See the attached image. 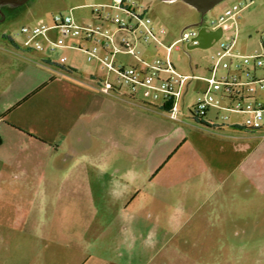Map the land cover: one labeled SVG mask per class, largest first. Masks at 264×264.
I'll use <instances>...</instances> for the list:
<instances>
[{"label": "crops", "instance_id": "crops-1", "mask_svg": "<svg viewBox=\"0 0 264 264\" xmlns=\"http://www.w3.org/2000/svg\"><path fill=\"white\" fill-rule=\"evenodd\" d=\"M253 5L229 20L259 24L264 8L248 10ZM47 22L51 17L41 25ZM247 27L243 36L257 41L245 54H258L261 31ZM55 30L67 44L93 45ZM150 46L156 48L142 46L148 62L156 58ZM52 54L0 64V264H264V129H246V115L237 113L219 123L216 109L201 121L185 114L184 123L186 112L170 120L160 102L148 104L117 85L102 92L100 81L112 74L97 60L57 64ZM255 75L264 77V69ZM256 98L264 103V92ZM200 139L218 149H202ZM181 140L192 150L179 180ZM183 182L190 193L185 220L172 207ZM147 185L162 190L152 202ZM113 189L122 195L114 198Z\"/></svg>", "mask_w": 264, "mask_h": 264}, {"label": "built area", "instance_id": "built-area-1", "mask_svg": "<svg viewBox=\"0 0 264 264\" xmlns=\"http://www.w3.org/2000/svg\"><path fill=\"white\" fill-rule=\"evenodd\" d=\"M236 3L225 10L220 17V22L205 25L209 29L222 26L228 19H235L240 11L252 3ZM97 10L99 19L115 23L109 15L101 12L105 9H115L126 14L127 20L118 22L115 30L104 26L80 27L71 16L54 15L51 25H24L20 34L26 37L24 46L28 51L54 52L58 49L71 48L86 54V60H97L109 73L116 76L123 85L129 88L133 97L143 100L152 99L160 102V108L165 116L173 121H181L182 98L187 81L191 76L179 74L169 60L173 46L178 43H193L197 34L195 28L183 32L180 40L166 47V58H155L152 62L145 61L139 55V45L155 43L164 46L159 35L165 30L157 29L151 17L142 7H137L132 0H113L111 5H102ZM62 29L64 34L72 38H80L92 42V50L79 44H67L63 38L53 41L48 32ZM122 32V34H120ZM120 34L118 41L116 36ZM43 39L44 42H41ZM260 52L258 54H240L235 50L236 39L229 44H221L211 57L209 78H200L207 83L204 92L200 93L194 105L189 110L190 115L197 121L203 120L210 109L246 115L244 127L253 131L264 129V103L257 100L256 96L264 92V77H257L256 70L264 69V31L259 33ZM118 54H127L139 61L138 67L124 66L117 63ZM67 57L63 56L61 62L65 63ZM219 69L226 71L220 78L216 77ZM162 75H166L162 77ZM192 79H199L192 77ZM99 89L104 93L116 90L117 87L110 81H100ZM229 100L230 105H224ZM224 119H227L225 116Z\"/></svg>", "mask_w": 264, "mask_h": 264}, {"label": "rangeland", "instance_id": "rangeland-1", "mask_svg": "<svg viewBox=\"0 0 264 264\" xmlns=\"http://www.w3.org/2000/svg\"><path fill=\"white\" fill-rule=\"evenodd\" d=\"M132 1L136 4V10H139L137 7H142L145 9V12L149 15V17H151L157 29L165 30L166 35L163 40H161L164 46H159L157 44L156 48L150 46L152 50H155V57L163 61L166 58V47L171 45L174 40L181 39V34L183 32L192 28H195L197 31L199 30V27H194L192 25L198 23L202 25H211L213 23L217 24L220 22V17L224 15L227 7H231L233 3L248 2V0H223L208 12L202 14L181 0H175L172 2H163L161 0ZM112 3L113 0H29L24 5L17 7L1 6L0 10L4 11L6 18L2 20L0 16V64L3 65L4 60H32L34 56L41 55L43 52L28 51L26 49L24 46L26 37L20 34V29L24 25H41L44 20L48 21L50 17L52 23V17L57 14L62 16H71L76 24L80 27L111 26L115 29L118 22L126 21L128 19L124 12L109 8L101 12L103 15L108 14L111 18H113L115 23L100 20L97 13V10L101 9L99 7L102 5H111ZM256 6L264 8V0H254L253 7L248 10L255 8ZM246 20V17H242L241 22L240 20L235 21L228 19L222 23L224 35L220 41L210 48L188 50L186 48L187 42H180L176 46L172 47L169 60L171 61L173 68L179 74L191 76L189 79L191 80V83L186 96V107L184 110L182 108V112L180 114V117H182L183 112H186L184 113L183 119L181 118L184 123L189 121L186 119L185 114L191 117L189 109L193 106V103L199 93L204 92L207 87V83L200 79V77L209 78L211 76L209 71L211 66V57L220 47V45L229 44L231 40L235 38V50L245 54V48H247V46L256 44L257 41L256 37L250 40L249 38L243 36V34H245L244 32L249 30V27L247 26L250 25L252 30L257 27L260 31H264L263 12L259 17L260 23L257 25L253 24V20H251V18L247 21ZM51 23H48L47 25H51ZM59 32V30H51L48 32V36L53 41H56L58 38H63V40L66 42V37L61 36ZM119 35L120 34L115 37L117 41L120 37ZM141 45L143 46L144 44ZM142 46L139 47V55L141 57H143ZM95 47L96 46L92 45L86 49L92 50ZM96 48L99 50V52L102 51L99 47ZM63 56H66L68 59L72 60H86L85 53L81 51H71L70 49H63L62 52L54 51L50 57L52 60L57 61L54 63L60 64L62 63L61 58ZM116 60H131L130 63H132V60L135 59L132 56L118 54L116 56ZM126 65L130 66L132 64L127 62ZM225 73L226 71L219 69L216 73V77L220 78L221 75ZM193 76H196V78L199 79H192ZM109 80L115 85L121 87V91L123 93L130 94L129 88L117 80L116 76H109ZM145 101L148 104L157 102L152 99ZM214 111V109L210 111L209 117H214ZM159 112L164 114L162 110H159ZM230 115L231 113L222 111L220 112V117L216 119V121L219 123H225L227 125L229 124L230 120L224 119V117H229ZM232 116L243 118L241 115L236 114H232ZM184 123L179 125H181L184 132L188 133L190 127ZM183 143V140H181L176 148L178 151L176 159L178 160L175 164V170L176 173L178 172L179 180L185 178V158L190 155L192 150H190V146L183 145ZM198 143L202 149L207 150L210 153L218 149L216 142L212 140L200 139ZM161 191V188L158 186L147 185L145 193L146 200L152 202L154 197L157 198L162 194ZM175 193V197L172 201V207L177 206L178 210H180V212L178 211V215H181L182 219L185 220L189 216V209L185 206L188 204V199L190 198V193H188L186 190V184L183 182ZM147 204L150 205V202ZM146 212L150 213L152 210L148 209L147 207Z\"/></svg>", "mask_w": 264, "mask_h": 264}, {"label": "water", "instance_id": "water-1", "mask_svg": "<svg viewBox=\"0 0 264 264\" xmlns=\"http://www.w3.org/2000/svg\"><path fill=\"white\" fill-rule=\"evenodd\" d=\"M29 0H0L1 6H21L27 3ZM161 1H175V0H161ZM194 9L198 10L202 14H205L214 6L219 4L223 0H181ZM194 27H199L196 36L193 38V43H187L186 48L188 50L192 49H207L214 46L224 35V29L219 26L216 29H209L207 26L202 24L192 25Z\"/></svg>", "mask_w": 264, "mask_h": 264}, {"label": "clouds", "instance_id": "clouds-1", "mask_svg": "<svg viewBox=\"0 0 264 264\" xmlns=\"http://www.w3.org/2000/svg\"><path fill=\"white\" fill-rule=\"evenodd\" d=\"M111 195H113L114 198H119L122 193L117 190V189H113L111 192ZM125 222L126 223H130V221H128V218H125ZM125 245H128L130 247V245L128 244V234H125V236L123 237V241H122ZM153 244L155 243L154 241L152 242Z\"/></svg>", "mask_w": 264, "mask_h": 264}, {"label": "trees", "instance_id": "trees-1", "mask_svg": "<svg viewBox=\"0 0 264 264\" xmlns=\"http://www.w3.org/2000/svg\"><path fill=\"white\" fill-rule=\"evenodd\" d=\"M0 143H1V139H0Z\"/></svg>", "mask_w": 264, "mask_h": 264}]
</instances>
